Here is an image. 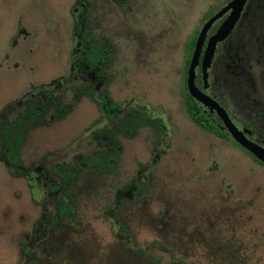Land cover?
I'll return each instance as SVG.
<instances>
[{
	"label": "rangeland",
	"instance_id": "374dc122",
	"mask_svg": "<svg viewBox=\"0 0 264 264\" xmlns=\"http://www.w3.org/2000/svg\"><path fill=\"white\" fill-rule=\"evenodd\" d=\"M75 1L0 0V144L3 132L19 144V173L0 145V264H264V166L229 134L201 130L185 107L190 41L227 0H88L82 33L109 44L114 119L86 95L74 101L92 84L71 74ZM255 10L223 44L231 51L217 57L208 91L264 147V8ZM194 81L203 88L198 65ZM44 97L70 109L13 129L24 103ZM132 110L164 131L117 137L121 152L107 164L104 133ZM32 233L39 240L24 249Z\"/></svg>",
	"mask_w": 264,
	"mask_h": 264
},
{
	"label": "trees",
	"instance_id": "16d2710c",
	"mask_svg": "<svg viewBox=\"0 0 264 264\" xmlns=\"http://www.w3.org/2000/svg\"><path fill=\"white\" fill-rule=\"evenodd\" d=\"M82 21L78 19L75 31V47L72 52L71 58V74L85 76L86 79L91 80V85H84L77 89V93L74 96V101L77 102L82 95H86L92 100H94L100 107V109L105 112V114L110 119H114L119 114V107L112 101L108 86L110 83V78L106 75L104 71V65H106L109 50L107 47L109 44L103 43L101 46H97L91 41V39L84 35L82 32H87V26H84L83 30L81 28ZM195 37L190 41V48H193L195 43ZM186 90L185 107L191 121L198 126L201 130L217 137L224 138V134L211 122L204 114L200 107V103L191 98ZM25 109L18 116V118L13 123V129H21L28 132L39 126L52 124L54 122L62 119L66 112L70 109V106L66 107L62 103L53 97L44 98H33L26 103H24ZM151 129L156 132L157 135L164 131V125L160 118H151L144 110H132L127 113L122 120L115 125L111 130L106 131L104 134L107 137V145H109L113 154L101 155L107 164L114 163V158L118 156L121 152V144L117 143L115 139L117 137H123L125 139H133L138 135L141 129ZM3 140L0 145L3 148L1 153V160L10 168L17 170L18 158L17 153L19 150V144L8 145L7 136L3 132ZM237 144V143H236ZM238 145V144H237ZM239 146V145H238ZM241 147V146H240ZM255 161L259 162L253 155L247 152ZM95 160V159H94ZM96 161L92 162L85 161L83 165L91 166ZM19 173V170H17ZM137 186V183H132L128 187L126 193L131 195L132 190ZM59 217L61 218L65 210V206L61 205L59 208ZM57 221V220H53ZM32 233L29 241L24 244V249L29 244H32V248L36 241H38L39 236ZM27 247V248H28ZM30 248V249H31ZM30 251V250H29ZM29 251L23 250V255H29Z\"/></svg>",
	"mask_w": 264,
	"mask_h": 264
},
{
	"label": "water",
	"instance_id": "95a60500",
	"mask_svg": "<svg viewBox=\"0 0 264 264\" xmlns=\"http://www.w3.org/2000/svg\"><path fill=\"white\" fill-rule=\"evenodd\" d=\"M246 0H234L232 3L221 10L218 14L213 16L201 29L199 32L196 42L194 45V49L192 52V56L190 58L187 77H186V89L191 98L196 100L201 105L209 108L211 111H215L217 116L222 120L224 124V128L227 130L228 134L232 137V139L243 149L249 152L251 155L255 157L258 161L264 163V148L259 146L258 144L250 141L246 138L245 134H249L248 130L244 129L243 131H239L234 124L229 119L225 110L219 106L213 99L203 94L195 85L194 76H195V68L197 67L202 46L205 40L206 32L212 25V23L221 17L225 11L228 9H232L231 14L220 28V30L209 39L207 43L206 50L202 56V75L203 81L207 82V69L209 68L211 61L213 59V55L215 52L216 44L223 41L225 37L231 32L236 22L240 17V13L245 4Z\"/></svg>",
	"mask_w": 264,
	"mask_h": 264
},
{
	"label": "flooded vegetation",
	"instance_id": "af4514ba",
	"mask_svg": "<svg viewBox=\"0 0 264 264\" xmlns=\"http://www.w3.org/2000/svg\"><path fill=\"white\" fill-rule=\"evenodd\" d=\"M232 1L234 0H227L226 3L221 6L217 11L213 12V13H210L207 15V19L205 20L204 24L202 25V28L203 26L213 17L215 16L216 14H218L221 10H223L224 8H226L227 6H229ZM75 6H79V12H78V19L79 16H81V12L83 9V6H85L87 3H88V0H76L75 1ZM256 8H264V0H246L243 8H242V11L240 13V17L238 19V21L236 22L235 26L233 27V29L231 30V32L225 37V39L219 43L216 44V48H215V52H214V55H213V59L211 61V64L209 66V68L207 69V82L205 83L203 81V73H202V56L206 50V47H207V43L209 41V39L211 37H213L219 30L220 28L223 26V24L225 23V21L227 20V18L229 17V15L231 14L232 12V9H228L227 11L224 12V14L219 17L217 20H215L212 25L210 26V28L207 30L206 32V36H205V40H204V43H203V46H202V51H201V56H200V60H199V63H198V67H200L201 69V82L203 84V88L202 89H199L203 94H205L206 96L210 97L211 99H213L219 106H221V103L219 102L218 99H216V97H214L208 90H209V73H210V70L212 69V67L215 65V62H216V59L217 57L220 56L221 54V51H231V47L232 46H229V47H226L225 45L223 46V44L225 43V41H227V39L231 38L232 36H234L236 34V27L238 25V23L240 22V20L242 19V17H244L246 14H248V16H250L251 18L255 17L256 14L258 13V11H256L255 9ZM77 19V20H78ZM222 24L220 26H217L216 28V23L220 20H222ZM201 28V29H202ZM200 29V31H201ZM199 31V32H200ZM198 32V34H199ZM195 82V81H194ZM200 107L203 111V114L211 121L215 124V126L223 133V134H228L227 130L224 128V124L222 122V120L217 116L216 112L215 111H211L209 108H206L205 106L201 105L200 104ZM222 107V106H221ZM223 108V107H222ZM224 109V108H223ZM225 110V109H224ZM226 112V111H225ZM227 113V112H226ZM214 114V115H213ZM216 115V116H215ZM228 115V114H227ZM229 119L231 120V122L233 123L231 117L228 115ZM234 124V123H233ZM234 126L237 128V126L234 124ZM238 129V128H237ZM244 129L246 128H242L241 131H243ZM239 130V129H238ZM248 130V129H246ZM249 134H245V136L247 138H252V131L248 130ZM232 138V137H231ZM249 139V140H250ZM235 142V141H234ZM260 146V145H259ZM264 148V147H263ZM245 150V149H244ZM260 164H262L264 166V163L260 162Z\"/></svg>",
	"mask_w": 264,
	"mask_h": 264
}]
</instances>
